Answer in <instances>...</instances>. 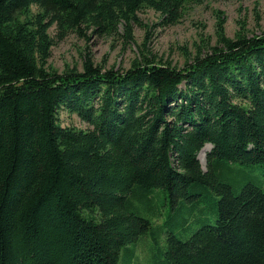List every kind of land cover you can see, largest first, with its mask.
Segmentation results:
<instances>
[{"label":"trees","instance_id":"obj_1","mask_svg":"<svg viewBox=\"0 0 264 264\" xmlns=\"http://www.w3.org/2000/svg\"><path fill=\"white\" fill-rule=\"evenodd\" d=\"M200 1L0 0V264H119L152 228L139 210H154L157 188L174 204L207 186L216 222L169 232L167 264H264V187L236 192L219 174L231 162L264 173V32L230 37L218 10L217 43L182 68L146 55L125 70L49 63L70 33L123 24L132 40L143 7L174 24ZM62 109L89 127L62 125Z\"/></svg>","mask_w":264,"mask_h":264},{"label":"rangeland","instance_id":"obj_2","mask_svg":"<svg viewBox=\"0 0 264 264\" xmlns=\"http://www.w3.org/2000/svg\"><path fill=\"white\" fill-rule=\"evenodd\" d=\"M218 10L224 12L222 17L226 18V33L230 37H235L240 30L248 31L250 36L264 32V0H202L189 4L182 19L174 24L162 23L158 11L143 7L138 12L141 23L134 25L132 40L126 37L123 24H120L118 32L106 35L70 33L56 41L49 63L60 72L74 66L83 69L84 59L91 56L106 69L125 70L135 59L141 60L146 55L156 62L182 68L195 56L199 47L206 53L217 43ZM51 33L56 36L55 27ZM59 121L64 126L89 127L79 115L66 109L60 111ZM202 165L207 169V161ZM219 174L221 180L232 184L236 192L249 181L264 187V173L258 164L226 163ZM196 191L202 196L173 204L166 191L157 188L154 192L156 205L152 211L145 209L142 202L139 212L152 216V228L135 244L122 249L119 264H167L169 232L185 240L202 225L215 223L216 203L220 195L209 186Z\"/></svg>","mask_w":264,"mask_h":264},{"label":"bare ground","instance_id":"obj_3","mask_svg":"<svg viewBox=\"0 0 264 264\" xmlns=\"http://www.w3.org/2000/svg\"><path fill=\"white\" fill-rule=\"evenodd\" d=\"M210 146V144H207L200 152L199 156H200V159L202 160L203 163L206 162V157H207V149L208 147ZM131 246V245H130ZM125 253V252H124ZM127 253V252H126ZM125 253V254H126Z\"/></svg>","mask_w":264,"mask_h":264}]
</instances>
